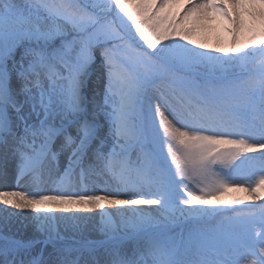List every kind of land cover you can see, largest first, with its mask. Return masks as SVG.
I'll return each mask as SVG.
<instances>
[{
	"label": "snow or ice",
	"instance_id": "1",
	"mask_svg": "<svg viewBox=\"0 0 264 264\" xmlns=\"http://www.w3.org/2000/svg\"><path fill=\"white\" fill-rule=\"evenodd\" d=\"M177 2L0 0V264H264V0Z\"/></svg>",
	"mask_w": 264,
	"mask_h": 264
},
{
	"label": "bare ground",
	"instance_id": "2",
	"mask_svg": "<svg viewBox=\"0 0 264 264\" xmlns=\"http://www.w3.org/2000/svg\"><path fill=\"white\" fill-rule=\"evenodd\" d=\"M188 6H189L188 0H178V2L173 6L171 10L182 16ZM208 23H209L208 29L202 32L200 36L198 37L203 42L208 43L209 45L216 46V45H221L225 39H230V37H228V34L224 32L223 30L224 24L219 17H217L216 19ZM14 163L15 161L12 160L11 158H9L8 161L5 163L2 159V153H0V167H2L3 171L5 170L6 165H10V168H11L12 165H14ZM7 173L8 172H6V174ZM0 176H3V175H0ZM9 179H11L10 176L6 180L4 177L0 179V182L2 183L0 184V190H7V189H13V188H15L16 190H30L29 188L22 189L20 187H17V184L10 181ZM234 194L238 197H245V198H247L250 195L249 193L243 192V191L234 192ZM256 203H259V202H256ZM0 207H4V206L0 205ZM139 207L147 208L149 210H152L155 208V206H144V205L139 206ZM9 211L21 212V215H24L27 213V210L21 211V210H16V209H9ZM24 225H25L24 227L20 228L19 224H15L13 230L15 231L16 228H19L20 234L23 237L25 238L30 237L35 231L34 225H32L30 221H24ZM94 235H97V234H94ZM37 250H39V245L37 246Z\"/></svg>",
	"mask_w": 264,
	"mask_h": 264
},
{
	"label": "rangeland",
	"instance_id": "3",
	"mask_svg": "<svg viewBox=\"0 0 264 264\" xmlns=\"http://www.w3.org/2000/svg\"><path fill=\"white\" fill-rule=\"evenodd\" d=\"M232 195H234V196H236L234 193H232ZM245 205H234L233 207H236V208H243ZM111 210V209H110ZM230 214V213H229ZM93 238H96V239H98V238H100L99 236H98V234L97 235H93Z\"/></svg>",
	"mask_w": 264,
	"mask_h": 264
}]
</instances>
